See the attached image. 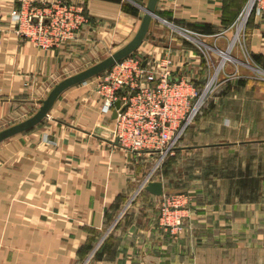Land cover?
Segmentation results:
<instances>
[{
    "label": "crops",
    "instance_id": "1",
    "mask_svg": "<svg viewBox=\"0 0 264 264\" xmlns=\"http://www.w3.org/2000/svg\"><path fill=\"white\" fill-rule=\"evenodd\" d=\"M64 1L80 5L85 22L39 48L13 32L17 0H0V130L34 114L55 83L124 46L147 2ZM246 2L157 0L133 52L167 53L171 77L199 88L213 55L233 45L234 34L220 51ZM243 37L248 62L264 71V14L253 10ZM244 93L201 108L159 167L156 152L111 143L113 110L99 112L92 77L63 90L47 117L0 142V264H264V99ZM151 170L163 194L183 190L177 232L159 225L163 194L137 192Z\"/></svg>",
    "mask_w": 264,
    "mask_h": 264
},
{
    "label": "built area",
    "instance_id": "2",
    "mask_svg": "<svg viewBox=\"0 0 264 264\" xmlns=\"http://www.w3.org/2000/svg\"><path fill=\"white\" fill-rule=\"evenodd\" d=\"M17 2L18 5L9 10V19L15 26L13 32L39 48L58 46L72 37L86 19L80 5L64 0ZM246 6L230 27L241 19ZM253 10L264 14V0H252L248 15ZM221 63L222 60L211 80ZM173 68L167 53L157 59L131 53L92 77L93 91L100 100L99 112L107 114L115 110L112 137L120 146L133 152H156L159 161L177 146L210 85L200 93L190 77L172 78ZM115 101L119 102L118 107ZM151 173L152 170L142 179L137 191L150 180ZM182 200L181 194L162 195L158 220L165 230L173 233L181 229Z\"/></svg>",
    "mask_w": 264,
    "mask_h": 264
},
{
    "label": "rangeland",
    "instance_id": "3",
    "mask_svg": "<svg viewBox=\"0 0 264 264\" xmlns=\"http://www.w3.org/2000/svg\"><path fill=\"white\" fill-rule=\"evenodd\" d=\"M247 3L248 2H246L245 5L248 6ZM249 15L245 19L246 21L242 23L241 26H239V23H240V20L242 19L238 20L236 24H233V26H231L229 30V33L226 39H222V42L219 47L222 53L228 50L229 43L231 41L233 34H234L233 39H235V41L228 51L230 58L222 60L223 64H221L219 70L217 71L215 78L211 80L212 73L215 67L219 64V61L221 60L220 53H218L217 55H213L215 57H214V61H212V64L210 66L211 68L210 73L208 76H206L205 82H203L199 86V92L201 93L202 91H205L206 87L209 85H210V88L208 89L206 95L204 96V98L202 99L199 105L200 107L198 109V112L195 115L196 117L198 116L201 108H203L204 106H210L214 104L213 103L214 97H215V100L217 97L219 98L217 99V102L219 104L228 106L229 105L228 100L225 101L224 99H220V96L222 98L223 95L228 94V93H229L228 95H237V94L245 95L244 91H250V92L252 91V93H247V94L248 95H251V94L262 95L264 99V71L257 68L256 66H252L248 62L246 54H245V50H244V45H243L244 27L249 18ZM200 47L203 48L202 46ZM208 52L210 53V51ZM133 54H137V53L133 52ZM240 91H243V92L241 93ZM219 100H221V102ZM195 116L191 123H193V121L196 119ZM183 136L184 134L179 139L178 144L181 142ZM164 161L165 159H163L162 161L157 160L156 163L157 165L159 164V167H160ZM158 175L161 177V174L158 173ZM137 192H135V194ZM181 192H183V190H173V189L165 190V194H180Z\"/></svg>",
    "mask_w": 264,
    "mask_h": 264
},
{
    "label": "water",
    "instance_id": "4",
    "mask_svg": "<svg viewBox=\"0 0 264 264\" xmlns=\"http://www.w3.org/2000/svg\"><path fill=\"white\" fill-rule=\"evenodd\" d=\"M156 1L157 0H147L143 8V15L138 28L134 36L124 46L112 52L110 55L106 56L100 61L88 66L87 68L80 70L70 76H67L55 83L51 90L48 92L47 96L43 100H41L40 106L34 114L20 122H17L0 130V142L5 138L31 128L32 126L39 123L43 118L47 117L49 109L63 90L74 84L84 82L85 80L107 69L115 61L133 53V51L138 47L139 43L144 37L151 18L155 16L154 9ZM114 105L115 107H118L119 102L115 101ZM115 115V110H113L112 118H114ZM111 143L117 144L116 138H114ZM142 188L156 196H161L164 193L162 183L159 180H148L142 186Z\"/></svg>",
    "mask_w": 264,
    "mask_h": 264
},
{
    "label": "bare ground",
    "instance_id": "5",
    "mask_svg": "<svg viewBox=\"0 0 264 264\" xmlns=\"http://www.w3.org/2000/svg\"><path fill=\"white\" fill-rule=\"evenodd\" d=\"M247 4H248V6H246V10H245L244 14H243L242 17H241L242 20H240L239 26H241L242 23L245 22V19L247 18V16H248V12H249V10H250V6H251V4H252V0H249ZM227 54H228L227 52L223 53V59H224V58H229V55L227 56Z\"/></svg>",
    "mask_w": 264,
    "mask_h": 264
},
{
    "label": "trees",
    "instance_id": "6",
    "mask_svg": "<svg viewBox=\"0 0 264 264\" xmlns=\"http://www.w3.org/2000/svg\"><path fill=\"white\" fill-rule=\"evenodd\" d=\"M252 12H253V11H251V13H252ZM251 13H250V14H251Z\"/></svg>",
    "mask_w": 264,
    "mask_h": 264
}]
</instances>
